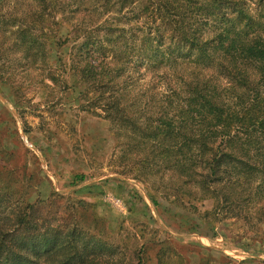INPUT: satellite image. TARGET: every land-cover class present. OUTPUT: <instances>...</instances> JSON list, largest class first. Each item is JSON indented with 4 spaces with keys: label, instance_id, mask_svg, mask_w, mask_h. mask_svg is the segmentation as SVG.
Returning <instances> with one entry per match:
<instances>
[{
    "label": "trees",
    "instance_id": "trees-1",
    "mask_svg": "<svg viewBox=\"0 0 264 264\" xmlns=\"http://www.w3.org/2000/svg\"><path fill=\"white\" fill-rule=\"evenodd\" d=\"M32 1L27 20L18 16L21 0H0V29H15L20 48L64 46L51 30L60 8ZM254 1L101 0V16L110 6L117 16L101 24V37L71 47L81 95L95 89L92 103L117 144L137 151L135 177L176 169L201 193L221 184L220 208L244 215L264 209V0ZM131 61L147 62L148 73L173 87L136 91L142 73L129 72ZM35 208L15 198L0 172V264H45L62 250L70 254L63 264L79 258L74 231L57 230Z\"/></svg>",
    "mask_w": 264,
    "mask_h": 264
},
{
    "label": "rangeland",
    "instance_id": "rangeland-1",
    "mask_svg": "<svg viewBox=\"0 0 264 264\" xmlns=\"http://www.w3.org/2000/svg\"><path fill=\"white\" fill-rule=\"evenodd\" d=\"M54 1L62 13H55L51 30L64 46L20 48L15 29H0V172L11 193L36 204L57 230L74 231L80 259L69 264H264V209L244 215L220 208L221 184L201 193L176 169L135 177L137 151L117 144L100 104L92 103L96 90L81 95L71 69V47L101 37V24L117 9L101 16V0ZM37 6L21 0L18 16L29 20L25 13ZM146 66L131 61L128 67L142 73L136 91H148L147 83L161 92L173 87ZM12 210L11 203L6 213ZM68 257L62 250L45 264Z\"/></svg>",
    "mask_w": 264,
    "mask_h": 264
}]
</instances>
